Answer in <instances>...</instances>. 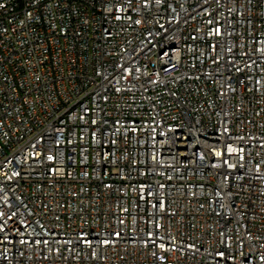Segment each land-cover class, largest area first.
Returning a JSON list of instances; mask_svg holds the SVG:
<instances>
[{
    "label": "built area",
    "instance_id": "1",
    "mask_svg": "<svg viewBox=\"0 0 264 264\" xmlns=\"http://www.w3.org/2000/svg\"><path fill=\"white\" fill-rule=\"evenodd\" d=\"M0 213V264H264V0H0Z\"/></svg>",
    "mask_w": 264,
    "mask_h": 264
},
{
    "label": "snow or ice",
    "instance_id": "2",
    "mask_svg": "<svg viewBox=\"0 0 264 264\" xmlns=\"http://www.w3.org/2000/svg\"><path fill=\"white\" fill-rule=\"evenodd\" d=\"M157 2H159V0H157ZM216 31H217V33H219V29H217ZM0 215H2V213H0Z\"/></svg>",
    "mask_w": 264,
    "mask_h": 264
}]
</instances>
